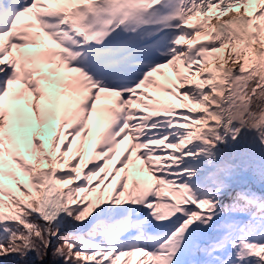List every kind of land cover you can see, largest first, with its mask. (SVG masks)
<instances>
[{
	"label": "snow or ice",
	"instance_id": "snow-or-ice-1",
	"mask_svg": "<svg viewBox=\"0 0 264 264\" xmlns=\"http://www.w3.org/2000/svg\"><path fill=\"white\" fill-rule=\"evenodd\" d=\"M0 264H264V0H0Z\"/></svg>",
	"mask_w": 264,
	"mask_h": 264
}]
</instances>
